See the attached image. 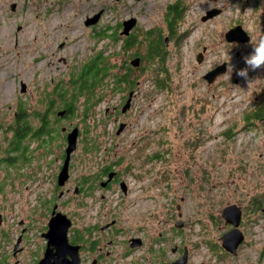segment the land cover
Wrapping results in <instances>:
<instances>
[{"label":"rangeland","instance_id":"rangeland-1","mask_svg":"<svg viewBox=\"0 0 264 264\" xmlns=\"http://www.w3.org/2000/svg\"><path fill=\"white\" fill-rule=\"evenodd\" d=\"M173 3L183 11L170 32L166 13ZM210 8L219 12L201 20ZM100 9L98 22L86 26V17ZM130 17L136 19L131 33L142 38L141 42L124 47L120 40L110 38V30L93 34L95 29L116 27L118 23L120 31L121 22ZM236 21L257 38L264 35V0H0V210L7 212L10 203L25 198L27 184L32 196L51 187L53 158L65 147L66 132L77 126L76 148L95 144L90 149L108 150V154L95 151L94 160L123 158L122 167L130 160L137 163L136 154H132L136 148L143 149V154L155 151L157 167L172 169L177 194L184 193L186 182L190 185V198L183 200L190 218L189 231L168 230L170 220L164 221L167 206L160 197L153 226L155 236L157 231L163 236L152 249L137 251L140 264L172 261L180 257L183 248L187 250L185 264H264V202L260 209L253 208L264 194V134L256 137L255 130L236 129L231 139L220 135L227 122L241 125L236 111L251 100L253 89L258 88L257 93L264 89V81L254 86L258 71H249V84L234 71L251 52L243 50L237 60L233 43L224 40L223 33ZM150 28H160L161 38L168 37L163 61L144 57L131 69V88L118 91L112 75H120L123 64L130 65L135 52L145 56L147 40L143 33ZM203 46L205 51L198 62L196 54ZM101 49L113 67L98 86L102 100L86 118L81 115L84 96L77 100L72 114L57 115L63 109L57 105L51 111L52 135L46 140L45 136L29 135L22 140V149L11 148L9 129L14 126L15 111L21 107L44 111L57 85L70 88L69 81L75 79L84 62ZM223 61V73L211 82L203 78L210 67ZM230 65L235 66L231 73ZM235 77L238 82L233 81ZM125 86L122 83L121 87ZM130 90L134 95L122 112ZM29 122L32 127L38 125L33 116ZM121 122L125 129L117 134ZM62 126L66 130L62 131ZM78 153L75 157L80 156ZM10 181L14 183L10 185ZM226 202L249 203V208L253 205L240 227L245 235L242 245L232 256L220 245L225 224L219 213ZM174 244L176 249L171 251Z\"/></svg>","mask_w":264,"mask_h":264},{"label":"flooded vegetation","instance_id":"flooded-vegetation-1","mask_svg":"<svg viewBox=\"0 0 264 264\" xmlns=\"http://www.w3.org/2000/svg\"><path fill=\"white\" fill-rule=\"evenodd\" d=\"M232 26H241L249 35L242 41L240 34H236L232 41L234 57L238 60L243 50L251 49L257 36L244 28L240 21ZM244 67L243 60L234 71ZM256 73L259 78L254 86L257 88L264 81V70ZM233 81L238 82V78ZM257 89L252 90L251 100L236 111L240 114L238 122L241 125L237 127L234 121L227 122L220 131L221 137L233 138L236 129L255 130L256 137L264 134V95L261 94L264 89L258 93ZM76 151L80 156L75 157ZM95 151L108 154L107 149L75 148L70 154L67 178L59 185L57 177L65 155L64 148L59 150L53 158L55 164L50 166L51 187L32 196L27 184L25 198L10 203L7 212L0 210V264H108L110 260H114V264H140L137 251L152 249L163 236L162 231H157L155 236L153 226L160 197L167 206L164 221L170 220L168 230L189 231L190 218L184 211L183 200L190 198V185L186 182L184 193L177 194L172 169L165 166L160 170L156 165L157 152L143 154V149L136 148L132 154H136L137 163L130 160L120 167L123 158L94 160ZM88 160L90 162L84 163ZM12 183L14 181L9 182ZM226 183L230 185V182ZM40 184L38 181L37 185ZM2 191L0 187V193ZM229 204L233 202L223 204L219 213L225 224L222 234L234 227L222 216V210ZM234 204L241 209L238 228L244 240L240 227L252 207L249 208V203ZM51 219H54L55 230L49 231ZM66 224L65 241L63 227ZM243 240L237 245L236 253ZM176 246L174 244L171 251H175ZM221 247L231 256L236 255ZM182 250L180 257L172 261L180 259L184 253L187 256L186 248ZM166 260L156 264L172 262ZM185 262L186 258L183 264Z\"/></svg>","mask_w":264,"mask_h":264},{"label":"trees","instance_id":"trees-1","mask_svg":"<svg viewBox=\"0 0 264 264\" xmlns=\"http://www.w3.org/2000/svg\"><path fill=\"white\" fill-rule=\"evenodd\" d=\"M179 2V1H178ZM177 2V3H178ZM177 3L169 5L166 23L169 28V31H172V28H175V24L178 22L177 18L182 14L183 7L178 6ZM120 23L116 27L106 25L105 27H100L95 29L94 35H101L107 30H110L109 34L112 40H120L123 43L124 47H129L135 43L141 42L142 38H138L136 34H132L131 31L128 35L119 34ZM160 28H150L146 29L143 33V38L147 40V51L145 56L141 55L140 58L143 60L144 57L150 59L151 57H156L160 61L164 59L165 52V41L160 36ZM184 33L181 34V37ZM103 37V36H102ZM138 55V53H134ZM124 69L120 75H112V84L117 87L118 91H123L124 89H129L133 85V79L130 77L131 69L136 67H131L130 65H124ZM113 67L110 64L109 57L107 54L103 53V49L99 53L92 56L89 60L85 61L80 72L77 75H74L75 79L69 81L70 88L65 85H57L51 95V104L49 107L45 108L48 112H45L43 108L41 112L32 111V109H27L29 107H21L19 110L15 111V122L14 126L10 127L9 130L12 131L10 147L13 149H22L21 142L27 136L42 138L45 136L52 135L54 129L50 127V120L52 119L51 111L59 105L65 109L64 115L72 114L75 108V103L77 100L84 96L83 108H82V119H85L88 115V112L91 108H94L102 100L101 88L98 89L99 84H102L103 81L108 78L109 70ZM160 68V66H159ZM126 83L124 88L121 87L122 83ZM21 102V101H19ZM35 117L38 120V125L32 127L30 124V117ZM95 144H90L89 148H95ZM27 149V145L23 147ZM9 162H12L9 161ZM264 202V194L262 197L257 200L254 204L255 207H252L256 210ZM261 207H259L260 209ZM258 209V210H259Z\"/></svg>","mask_w":264,"mask_h":264},{"label":"water","instance_id":"water-1","mask_svg":"<svg viewBox=\"0 0 264 264\" xmlns=\"http://www.w3.org/2000/svg\"><path fill=\"white\" fill-rule=\"evenodd\" d=\"M13 7V5L11 6ZM102 9L98 10L94 14L87 16L84 24L86 26L95 24L98 22L101 14ZM219 12L218 8H210L205 11V13L201 16V20L205 21L206 19L213 17L215 14ZM136 24V19L134 17H130L128 19H125L121 22V29L119 31V34L121 35H128L133 28V26ZM236 34H240V40L245 41L249 38L248 33L245 29H243L241 26H230L225 32L223 33L224 40L226 42H232L236 36ZM168 37H164L165 43L167 42ZM205 51V46L202 47V51L198 52L196 54V59L198 62L201 61L203 57V53ZM140 56L134 55L129 60V64L132 67H137L140 64ZM226 70V62L223 61L221 64H217L212 69L205 72L203 77L208 81L211 82L214 80V78L220 74L223 73ZM134 95V92L130 90L127 94V98L125 102L123 103L121 107V111L124 112L126 109L130 106L132 96ZM65 109H60L57 111V115H64ZM125 127V123L121 122L116 130V133H121L122 130ZM61 130H66V127L62 126ZM79 129L77 126H73L70 130L66 132L65 139L66 144L64 147V159L62 161V166L60 169V172L57 177V183L59 185L63 184V182L66 180L68 175V164H69V158L71 152L76 148V142H77V136H78ZM222 216L227 219V221L231 222V224L234 226L229 231L223 233L221 235V245L228 250L229 252L235 254L236 253V247L237 245L243 240V233L238 228V222L241 216V209L239 205L236 204H229L227 207H225L222 210ZM54 219H51L49 222V231L55 230V226L53 225ZM67 224L63 227V236L65 240V228ZM66 241V240H65ZM138 244V243H137ZM186 258V253L180 258L175 261L169 262V263H163V264H183Z\"/></svg>","mask_w":264,"mask_h":264},{"label":"clouds","instance_id":"clouds-1","mask_svg":"<svg viewBox=\"0 0 264 264\" xmlns=\"http://www.w3.org/2000/svg\"><path fill=\"white\" fill-rule=\"evenodd\" d=\"M228 61L230 57L226 54ZM245 67L236 71L238 77L250 83L248 73L249 71L256 72L264 70V35H260L251 45V52L243 57ZM234 65H230L228 71L231 73ZM259 143V141H257Z\"/></svg>","mask_w":264,"mask_h":264}]
</instances>
